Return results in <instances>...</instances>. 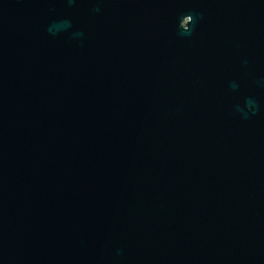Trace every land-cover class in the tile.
Masks as SVG:
<instances>
[{
    "label": "water",
    "instance_id": "water-1",
    "mask_svg": "<svg viewBox=\"0 0 264 264\" xmlns=\"http://www.w3.org/2000/svg\"><path fill=\"white\" fill-rule=\"evenodd\" d=\"M0 264H264V0H0Z\"/></svg>",
    "mask_w": 264,
    "mask_h": 264
}]
</instances>
